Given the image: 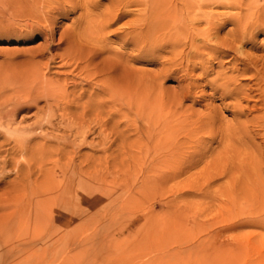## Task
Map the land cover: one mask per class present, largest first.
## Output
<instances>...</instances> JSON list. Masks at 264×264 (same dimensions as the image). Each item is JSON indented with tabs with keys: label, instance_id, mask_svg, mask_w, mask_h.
<instances>
[{
	"label": "rangeland",
	"instance_id": "374dc122",
	"mask_svg": "<svg viewBox=\"0 0 264 264\" xmlns=\"http://www.w3.org/2000/svg\"><path fill=\"white\" fill-rule=\"evenodd\" d=\"M144 1L146 4L147 0H141L128 7L131 14L105 32L115 30L124 22H133L145 8ZM231 2L235 4L229 6ZM109 3V0H100L98 9L91 13L99 14ZM178 9L177 17H181ZM82 12L76 9L64 16L53 15L52 47L47 45L45 35L37 27L27 26L31 21L13 18L0 1V116L13 117L9 128L3 125L4 119H0V141L9 142L2 146L5 152L17 143L27 145L31 136H25L24 128L33 121L37 109L47 110L45 98L21 107L26 101L20 99V87H27L26 80L32 78L34 71L56 80L71 69L60 65L59 54ZM256 14L264 15V0H212L207 7L196 8L192 27L201 35L208 30L207 19L223 22L221 18L233 20L249 16V20ZM235 29V24L228 21L209 33L211 37L216 36L213 40L217 42L228 38ZM199 44L196 41V45ZM109 47L129 54L138 53L131 51L130 45H120L117 38H111ZM170 48L140 56V62L130 65L152 79L164 72L172 53L180 50ZM202 48L199 47L198 52L206 60L194 55L191 57L193 66L183 71L176 69L174 73L166 71L158 79V113L164 140L158 166L151 169V154L146 156L147 160L143 152L140 159L137 148H133L129 157L127 153L116 156L113 166L112 160L105 157L110 152L103 153L100 146L94 148L87 143L80 146L79 154L101 160L96 166L100 181L96 178L88 183L84 179L86 186L78 188L83 198L76 217L81 219L80 224L64 222L72 215V204L68 197L70 192L66 193L63 186L57 194H61L66 210L55 213L49 226L42 227L38 219L36 222L32 219L29 225L16 224L17 230L11 238L20 240L0 248V264L14 261H19L18 264H264V128L258 121L261 100L254 86H250L253 83L243 80L249 73L240 75L232 71L234 62L239 61L233 59L232 52H228L231 56L226 53L215 58V54H206ZM238 51L262 62L264 28L255 29L249 43ZM226 79L234 81L239 91L232 93L228 88L229 93L223 95L219 84ZM132 116L130 118H134ZM115 120L121 119L116 117ZM53 121L54 125H65L59 124L58 117ZM137 123L141 125L142 121L138 119ZM128 130L129 143L137 133L131 127ZM94 132L86 137L87 142L99 139L97 131ZM42 133L50 136L52 145L60 134L62 142H74L67 129ZM116 148L114 145L115 151ZM105 164L110 166V174L105 172ZM9 166L7 163L3 170L4 173L9 170L3 173L4 181L15 176Z\"/></svg>",
	"mask_w": 264,
	"mask_h": 264
},
{
	"label": "bare ground",
	"instance_id": "6f19581e",
	"mask_svg": "<svg viewBox=\"0 0 264 264\" xmlns=\"http://www.w3.org/2000/svg\"><path fill=\"white\" fill-rule=\"evenodd\" d=\"M0 1L5 4L13 18L31 21L27 26L30 29L37 27L45 35L47 45L52 47H54L53 24L55 23L53 15L64 16L76 9L83 11L77 18L78 22L69 40L67 39L65 47L59 54L62 61L60 65L63 68L71 67V69L63 73L61 79L56 80L46 78L43 73L34 71L32 78L26 80L27 87H20L19 92L22 93L20 99L26 101L20 105L21 107L28 106L29 102H36L39 98L46 99L47 110L37 109L33 115V121L24 128L25 136H31L28 140L30 145L26 143L27 145L21 146L17 143L11 146L10 151L5 152L2 146L9 142L6 139L0 141V185L2 186H0V248L20 240V238L15 240L11 238V234L17 230L16 224L28 223L29 225L32 219H35V222L38 219L43 224L41 226L45 227L55 219V213L65 211L66 204L64 201L61 203L62 196L57 194L63 186L66 193L70 192L69 196L65 195L71 199L72 204L70 210L72 215L68 216L64 222L68 220L80 224L81 219L76 217L83 198L78 188L81 190L83 185L86 186L84 179L90 183V180L96 181L97 178V181H100L101 178L100 172L99 176L96 169L101 160L79 154L80 146L87 143L94 148L100 146L103 153L110 152L104 156L112 160L110 163L113 166H115L116 156L127 153L129 157L133 148H137L140 159L143 152L145 158L151 154L150 164H153L151 169L158 166L164 141L158 113V79L166 71L174 73L176 69L183 71L193 66L191 57L194 55L206 60L207 58L198 52L199 47H203L206 54H215V58L232 52L233 59H239L238 64L232 63L234 66L232 71L240 75L249 73V77L243 80L253 83L250 86L252 88L254 86V91H257L261 100L258 121L264 128V64L262 63L264 59L260 62L261 59L254 60L255 58L244 56L238 51V48L249 43L255 29L264 28V15L256 14L254 17L250 16L249 20H247L249 16L244 19L235 17L233 20L225 17L221 18L223 22H212L207 19L208 30L200 35L198 32L195 33L192 27L195 10L207 7L212 0H147L146 4L144 1L145 8L140 10L141 14L137 15L133 22H124L115 30L106 33L105 30L112 24L131 14L127 10L128 7L139 4L141 0H109V5L97 15L91 12L98 9L100 0ZM234 4L231 2L229 6ZM177 8L181 17H177ZM228 21L233 22L236 29L227 35L228 38H220L221 40L215 42L213 37L216 38V36L213 34L211 37L209 32L220 29L221 25ZM111 38H117L120 45H130V50L138 53L129 54L109 47ZM196 41L200 44L196 45ZM166 47L180 48V50L172 53L171 61L167 63L161 75L157 74L152 79H148L150 77L147 78L148 75L145 72L130 65L133 62H140V56L154 54ZM238 53L241 54L240 57L237 56ZM239 64H241L240 67L237 66ZM233 83L231 79H226L219 84L221 93L226 96L229 89L235 93L239 87L237 88ZM250 86L248 85V88ZM131 115L134 118H130ZM55 117H58L60 125L62 123L65 125L61 127L54 125L52 121ZM116 117H120L121 120L116 121ZM11 118L9 114L0 116V119H4L2 123L5 127L11 124ZM138 119L142 121L141 125L137 123ZM128 127L133 128L137 133V137L129 143L127 142L130 130ZM65 129L74 139L73 144L71 142L72 145L62 142L61 134L56 135L57 137L54 138L56 144L52 145L50 136L47 137L46 133H42L49 131L51 134L53 131L59 132ZM94 131H97L99 139L87 142L86 137ZM34 132H39L42 136ZM13 134L17 135L16 132ZM36 138L38 140H35ZM114 145L118 148L116 151L113 149ZM7 163L15 176L12 180L4 181V174L9 172V168L6 173L3 172ZM105 165V172L109 173L110 166ZM60 251L62 254V250ZM14 262L13 264H18L19 261Z\"/></svg>",
	"mask_w": 264,
	"mask_h": 264
}]
</instances>
